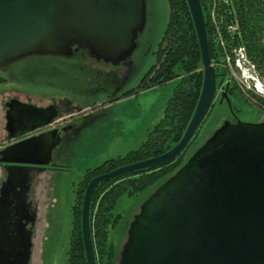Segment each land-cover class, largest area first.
Masks as SVG:
<instances>
[{
    "label": "water",
    "instance_id": "water-1",
    "mask_svg": "<svg viewBox=\"0 0 264 264\" xmlns=\"http://www.w3.org/2000/svg\"><path fill=\"white\" fill-rule=\"evenodd\" d=\"M186 2L201 56L202 85L195 109L182 137L168 150L89 180L80 216L87 264H96L89 225L90 200L96 186L182 153L213 105L219 74L209 56L201 3ZM142 22V0H0V63L32 53L69 55L74 44L116 64L132 51ZM226 90L220 100L225 99L231 110ZM4 106L6 110V103ZM32 108L35 114L46 110ZM54 121L48 117L29 131L42 130L38 134L0 143V162L15 169L33 164L41 170L50 165L59 142L57 132L56 141L46 143L43 160L28 156L40 155L41 139L56 130H45ZM10 175L29 178L21 169ZM26 189L20 191L24 200ZM4 199L8 202V195ZM29 221L32 226L34 216ZM26 223L19 224L17 235L9 233V225L0 227V250L4 253L8 245L15 248L13 264L29 263L33 231L25 228ZM117 264H264V120H224L155 187L128 223Z\"/></svg>",
    "mask_w": 264,
    "mask_h": 264
},
{
    "label": "rangeland",
    "instance_id": "rangeland-1",
    "mask_svg": "<svg viewBox=\"0 0 264 264\" xmlns=\"http://www.w3.org/2000/svg\"><path fill=\"white\" fill-rule=\"evenodd\" d=\"M142 2L143 22L135 34V46L116 64L96 58L88 51L69 58H60L55 53H32L0 63L1 108L10 96L25 95L39 100L57 98L62 100L64 107L75 110L70 119L72 138L59 148L58 156L43 172L41 183L33 192L36 219L28 264H67L66 250L72 226L71 206L75 197L74 189L82 179L83 172L107 158L137 148L145 139L147 131L160 119L178 81L172 79L126 94L136 87L153 63L154 51L168 18L167 0ZM242 62L249 75L264 85L252 68L247 67L246 61ZM230 75L244 89V77L237 66V59L234 66H230ZM220 95V90L216 91L214 100L217 102L198 128L191 153L225 119L232 118L225 100L219 102ZM247 99L238 95L233 100L240 110L236 118L247 122L264 118V111L260 112L258 106L250 98ZM189 155L187 152L183 163ZM161 182L159 180L133 197L121 195L118 198L113 212L119 213L120 218L109 231L108 241L119 253L133 214Z\"/></svg>",
    "mask_w": 264,
    "mask_h": 264
},
{
    "label": "trees",
    "instance_id": "trees-1",
    "mask_svg": "<svg viewBox=\"0 0 264 264\" xmlns=\"http://www.w3.org/2000/svg\"><path fill=\"white\" fill-rule=\"evenodd\" d=\"M200 3L209 56L215 72L219 74L216 78L217 91L220 90L221 93L227 87L231 109L238 107L233 100L240 95L244 100L250 98L260 112H263L264 97L251 89L243 91L230 75V66H234L239 48L247 67H251L254 74L264 82V0H200ZM167 4L168 18L154 51V61L137 88L148 89L172 79L178 81L167 99L160 119L147 131L145 139L137 148L123 155L107 158L83 172L82 179L74 189L75 197L71 206L72 226L66 250L67 264H87L80 216L83 194L89 180L121 165L168 150L182 137L195 109L202 85L201 56L196 31L186 0H167ZM130 92L128 90L126 94ZM216 102L214 100L209 112ZM196 134L183 152L173 159L155 167L135 170L102 181L96 186L89 207V225L96 264L117 262L119 250L116 251L108 241V235L120 218L119 213L113 212L118 198L121 195L133 197L159 180L164 181L183 163L186 153H191L195 147Z\"/></svg>",
    "mask_w": 264,
    "mask_h": 264
},
{
    "label": "flooded vegetation",
    "instance_id": "flooded-vegetation-1",
    "mask_svg": "<svg viewBox=\"0 0 264 264\" xmlns=\"http://www.w3.org/2000/svg\"><path fill=\"white\" fill-rule=\"evenodd\" d=\"M72 52L69 55H60V58H69V56H75L79 52H87L85 47L76 48L73 44ZM137 87L131 89V94L137 91ZM218 94V92H217ZM25 96V95H24ZM22 97L19 95L10 96L4 103H6L7 108L4 113V122L0 126V143H12L20 139L26 138L30 135L38 134L42 130H35L29 132L34 126L41 124L48 117L55 118V123L52 127H48L45 130L53 129L56 130L50 132L45 139H41V144L39 147L40 155H30L29 159L43 160L45 156L44 150L47 144H53L56 141V132L59 134L58 146H63L65 141L69 140L73 135V131L70 126V119L72 116V108L64 107L61 101L57 98H46V99H34L33 97ZM216 97V96H215ZM225 99L220 100L222 103ZM32 106H37L40 108H46L44 111H39L37 114L33 113ZM239 108L231 109L230 115L232 118H227L230 122H235L236 116L239 114ZM264 120L262 118L259 121ZM43 130V131H45ZM2 146L0 147V149ZM55 147L52 151V158L54 160L56 155ZM52 163V162H51ZM16 165V164H15ZM39 165H29L27 168H20L21 171H25L29 178L25 179L21 176H11L10 172H17L20 169H15L12 167H7L4 163L0 162V227L9 225L7 230L11 235H17L19 232V224L22 222H27L25 225L26 229L34 227V223L31 226L29 218L34 216L36 219V207L34 206L33 192L37 185L41 183L43 172L48 169L49 165L45 166L43 169H39ZM10 175V177H9ZM27 186L26 198L25 200L21 198L20 191ZM7 193V194H6ZM8 195V202L4 199V196ZM16 250L12 246L8 245L4 253L0 250V264H13L14 254Z\"/></svg>",
    "mask_w": 264,
    "mask_h": 264
},
{
    "label": "built area",
    "instance_id": "built-area-1",
    "mask_svg": "<svg viewBox=\"0 0 264 264\" xmlns=\"http://www.w3.org/2000/svg\"><path fill=\"white\" fill-rule=\"evenodd\" d=\"M237 66L242 70L244 77V89L242 90L246 91V89H255V92L261 93L264 97V87L258 86V84L255 83V80L252 79V76L249 75L246 65L242 62V54H240L239 48L237 49Z\"/></svg>",
    "mask_w": 264,
    "mask_h": 264
},
{
    "label": "crops",
    "instance_id": "crops-1",
    "mask_svg": "<svg viewBox=\"0 0 264 264\" xmlns=\"http://www.w3.org/2000/svg\"><path fill=\"white\" fill-rule=\"evenodd\" d=\"M2 99H3V98H1L0 100L2 101ZM4 111H5V106L2 107V108L0 107V126H1V125L3 124V122H4V113H5ZM72 136H73V135H72ZM72 136H71V138H72ZM71 138H70V139H71ZM59 148H61V146H57V148H56V155H55V158L58 156L57 153H58ZM55 158H54V159H55ZM52 161H53V160H52Z\"/></svg>",
    "mask_w": 264,
    "mask_h": 264
},
{
    "label": "bare ground",
    "instance_id": "bare-ground-1",
    "mask_svg": "<svg viewBox=\"0 0 264 264\" xmlns=\"http://www.w3.org/2000/svg\"><path fill=\"white\" fill-rule=\"evenodd\" d=\"M240 54H242V52L240 51ZM242 60H243V55H242ZM253 79V78H252ZM254 80V79H253ZM256 84H258V86L264 87V85H262L259 81L255 80ZM254 93L260 95L261 93L259 92H255V89H251ZM261 96V95H260Z\"/></svg>",
    "mask_w": 264,
    "mask_h": 264
}]
</instances>
